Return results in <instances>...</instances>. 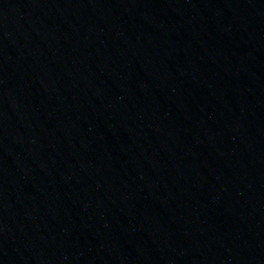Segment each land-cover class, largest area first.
Instances as JSON below:
<instances>
[{
	"label": "water",
	"instance_id": "water-1",
	"mask_svg": "<svg viewBox=\"0 0 264 264\" xmlns=\"http://www.w3.org/2000/svg\"><path fill=\"white\" fill-rule=\"evenodd\" d=\"M264 176V0H0V179Z\"/></svg>",
	"mask_w": 264,
	"mask_h": 264
}]
</instances>
